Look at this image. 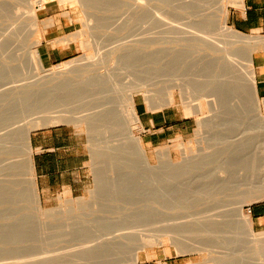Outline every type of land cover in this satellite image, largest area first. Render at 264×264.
<instances>
[{
    "label": "bare ground",
    "instance_id": "obj_1",
    "mask_svg": "<svg viewBox=\"0 0 264 264\" xmlns=\"http://www.w3.org/2000/svg\"><path fill=\"white\" fill-rule=\"evenodd\" d=\"M44 1L46 0H28L29 7L27 10V13H28L27 16H28L30 25H35V22L37 20V15H36L37 7H35L36 4L44 2ZM58 1L60 2L69 1V3H73V5L74 4L78 5L81 8L88 7L90 3L94 1L99 2V0H94V1L93 0H58ZM133 1H134L133 3H130L131 4L130 8L132 12L137 13V15L141 14V16H138V17H142L143 15L145 17L148 16L149 20L147 21L151 20L150 23H152L153 25L152 27H156L157 31L160 29L161 32L165 34L164 36L165 38H167L166 35L172 36L173 40H170L171 38H168L167 40H165V42L161 41V43H166V44L179 43L182 45L183 41L192 42V46H193L192 52L195 53V57H194L195 60L192 61V64L200 62V65H196V66L201 67V65H203L202 66L203 68L205 69L207 68L206 70L205 69L203 70V71H206V73L205 72L201 73L202 67L201 69L199 67L196 68V70L192 73L187 71L188 66L186 62L184 61V54L186 51L183 49H178L176 51H174L173 49H170L169 47L157 49V51L154 53L155 55L154 60H148V62H146L145 60L147 59H145V54L142 51L140 53L138 51H135V46L131 43L123 44L121 47L117 48L118 56H116V59L121 61V62L119 61L120 62L119 64L123 63V65L127 67H130V66L134 67L136 66V64H141L140 66L141 70H139L141 72H142V66H145L143 64H147V63L148 64L151 63L154 65L156 64V67L153 68V71L155 70L154 75L158 77L159 82H165V81L168 82L166 85L167 87L166 89L168 90V91L166 90L167 97H165L166 100L164 102L160 99L157 101V98L155 99V96H153L154 94H153L152 89H150L146 84L137 81L136 78L135 79L130 78V80L126 82L124 85L121 82H119V80H116L117 78H115L114 76H112L114 77V80L113 78H111V75L109 77L108 75L109 73L108 74L105 73L104 74L105 77H104L102 75L103 73L101 74L99 72H96V74H94L93 77L90 76L91 80L90 79L89 80L91 82L88 81L90 82L88 84H92L94 86L97 85L96 91L98 88H101L98 85L101 83L103 84L106 81L112 84V87L116 89H118L121 84L123 85V86L121 85V87H123L124 89V98H123V102L121 105L122 109L120 106L119 113L110 114L111 111L109 113V111L106 108H101V107L98 108V106H96L92 109H85L89 111H86L83 115H79L74 118L73 116L71 117L72 114L68 115L70 114V113H67L68 111H66L67 113L66 115L65 110H64L65 115H63L64 114L63 112L61 113L62 115L60 113L55 114V115H50L48 114L49 112L46 111L47 110L46 107L49 106V104H53L56 101L64 102V100L65 102L69 103V100H71L72 102L73 99H76V97L78 96L80 92L78 90V86H80L79 83L81 82V80H79L80 78L79 75L81 76L79 72L81 70L83 72L82 74L83 76L84 73H86L87 70H90L91 67L97 70L98 52L95 55H90V54L85 55L84 54L85 57L83 56V59L81 61L73 63L71 65L69 62L61 66L58 65L56 68L54 67L53 69L50 68V70L40 73L41 71H43V67H42L41 62L38 59V56H37L38 53L34 49V46L30 47L26 53V58L30 60V62L32 63L33 69L36 71V79L21 82V83H13L5 87L4 89L0 90V101L2 102L0 104V203H5V204L9 203L10 206L11 205L13 206V204L14 205L17 204L19 206V205H22L20 204L21 202L22 203L25 202L24 205L22 206L24 207L23 208L24 210H25V207L26 209L29 208L28 204H32L33 206L31 207H34V209L33 208H29V209L34 210V212L32 211L34 215L32 216L30 215L29 217L28 215L25 214L27 210L25 212L24 211L22 212L21 210L22 207L20 206L21 209L19 208L20 209L19 210L18 208H16L18 212L15 211V214L16 212L18 213V215L20 214V216L16 215V217L18 216L16 219V217L15 218L14 216L12 217V213L9 214L10 210L9 211L7 210L8 212H6L5 211L6 209H3L5 204H3V206L0 204L1 205L0 207L2 208V213H4L5 211V214L7 213L9 215V216L7 215V217L10 218V221L8 222L9 218L4 217L5 215L3 216L0 215V220H1V217L3 221L5 219H8L6 220L8 222V224L6 223L7 224L6 226L8 225L11 226L12 225L11 223H14L11 226V228H8V227L3 228V225L2 227H0V264H49L50 260H53V259L55 260L51 263L55 262L56 264V258H57V256L55 255L56 253L51 252L53 255L50 256V252H47V253L43 252L45 250L42 249L41 245L37 244L38 246L36 245L27 246L25 243V242H28L29 240L36 241V242L39 241L40 238L38 237L33 238V237H30V235L33 234L34 232L35 233L40 232L41 229H39V226L41 224L38 225V228L35 227L38 230L36 229L30 230L34 228V227L31 228L30 226H29L30 228H24L25 226L33 224V223L31 224L29 223L30 220L33 221L34 219L33 217H36L35 219H38V217L39 218L42 217V215L43 217L44 216L49 217L50 215L54 213L53 210H48V211L43 212L42 211L43 209L40 210L39 208V194L37 192L35 177H34V173L32 169L31 148L29 144L30 132L39 126L45 125L47 121L50 123L49 125H51V123L55 124V122L58 123V121L59 122L64 121V122H70V123L72 122L77 125H80L81 123H83V125L87 126V127L84 126L86 129L88 128L87 131H90V133H92L93 136H95V134H97L99 131L103 132L101 134L108 132L106 133V136H104V138L107 137L108 139L103 138L105 142L104 143L99 142L102 144L106 143L105 144L106 148L102 150L99 149L98 150L99 155H96V158H98V156H104V159H103L104 165L109 163L115 166L116 168V164L117 166L122 167L123 165H118V163H122L124 164V166L127 165L126 167L129 168L128 167L129 163H130L129 164L130 167L136 163L138 164V166L140 164L139 167H141L144 170V171H141V174L139 173L140 171L138 170V168L135 169V166L132 167L134 170L139 171L137 172L138 176H135L137 173L135 174L133 172V169L130 174L131 168L129 172L127 169V172H125V174L123 175L122 171L124 170V168L126 171V167H124L121 171V177H120L119 176L120 171L117 172L118 169L121 170L120 167L118 169H114L113 173L115 176L110 173L112 176V177L110 176V180L112 181L109 180L110 181L108 183L109 185L103 187L101 190H99V186L103 184L105 180L109 179L108 175L110 174L108 173L110 170L108 171L107 174L106 173L101 174L103 176L102 178H104L105 174H106L105 176L108 177V179H106L107 177L103 179L101 184H100V181H98L101 178L100 177L101 175L99 173L100 176H97L99 179L96 177L98 180H97V183H95L96 186L94 185L95 187L94 189H92L93 191H91L90 195L92 196L90 197H93L94 200L96 198L99 200V198L101 197V195H103V193L105 195L107 194L110 196L112 194L113 197L115 196L116 200H120V203H122V205L120 204L121 205L120 207L116 208V209L120 208V210H118L119 213L121 212V209L123 210L122 213L120 214L122 215L120 219H122L123 217L126 220L131 218L132 221L134 220V222L136 223V226H139L137 228H157L156 230L157 234L155 235L156 237L155 239L156 241H158L159 244L163 245L166 243V241H170L171 244H177V249L182 253L187 252V251L188 252L204 251L206 253V257L203 258V262L205 264H210V263L234 264L235 261H239V259L235 260L234 259L235 257L233 258V256L231 257L229 254H233V252L235 251H243L242 249L245 246H247L248 248L247 251H250V252L253 251L252 253L254 256L264 257V254L262 253L264 251L262 248V244L264 243V233H255L252 230L251 228L252 222H251L250 215L247 212H244L243 210L244 205L251 203L255 198L256 199L257 198L260 199V197L264 198V158H262L263 155H261V153L263 152V148H264L262 146L264 145L263 144L264 142L261 141L262 144L260 147H258L252 140L254 139L252 136H250L247 140L246 139L245 140L243 139L235 140L234 138L232 140V138H229L227 136V133H226L227 130H225L224 132L226 133L225 135L223 134L222 131L219 130L220 128H222V130L224 131V128H227L228 126H230L231 125L230 123H232L234 120V119L231 120L232 118L230 119V117L226 115L225 111H230L235 108L236 109L237 108L247 109V106H248L247 103L230 105L231 108L230 107L229 109L226 108L227 110L224 111L225 109L224 106L226 105L224 102V99H226L227 96H229L228 94L231 95L232 93H234V95L232 96L237 97L236 98L237 100L238 98H240L241 100H244L245 102H247L245 100L247 98L246 97L247 95L249 97L247 98L248 100L250 98L252 99L251 100L253 103L252 106H253V109L256 111L259 108L261 103H262V106L264 107V101L259 100V97L257 95L256 84H255V72H254V67H253V62H252L253 53L256 52L257 50H260L261 47H263L264 49V38L259 37V35L253 34V33H252L253 35L252 34L250 35L242 34L241 32L234 30L227 24L226 20H227V12H228V9H227L228 3L225 1H229V0H225L222 2L220 1L219 3L220 6H218L219 9L217 8L218 15L216 14L219 20L214 18V17L217 18V16L214 15L216 12L213 14L214 15L213 19L219 22L218 25H215L216 27L213 25L214 22L208 23V21H211V18L208 21H205V19H203L205 24L203 22L200 23L198 20L204 18V17L200 18V14L202 12L200 14H198V12H195L193 15H194V18L198 19L197 21L195 19V22H196L195 24L197 25L188 26V28L186 27L184 28L182 26H173L167 22L161 23L160 22L161 13L160 11L154 10V8L149 6L150 0H133ZM164 1L165 2L163 3H166V0ZM200 1H201L200 2L201 4L199 2H196V4L198 3V5L200 4L201 6H204L202 5L203 4L202 2L205 1L206 3L207 0H204V1L200 0ZM229 4L236 6V8H240L242 6V0H231ZM16 9L15 11H18ZM200 9L203 10L202 8ZM181 11L186 12L187 8L184 7L181 9ZM13 14H14L15 20H12V22L9 24L10 27L8 28L9 29L8 31L10 32L12 36L17 34L16 33V24H17L16 19L19 17L17 12ZM202 14L205 15V13H202ZM205 16H207L206 17V20H207L209 17L208 15H205ZM84 18L83 19L85 20V22L81 18L80 20L83 21L82 25L85 28L87 27L86 29H88L89 28L88 26L90 24L89 22L93 20L92 19L90 20L91 17H89L88 14L86 16L84 15ZM142 19L141 20L144 22L145 18L143 17ZM197 22H199L200 25ZM87 31L89 32V30ZM81 33L82 32H80V35ZM213 35H215L216 37H213ZM85 41L89 45H87ZM85 41L83 42L82 40L80 41L82 43L81 47H83L84 49L87 46L90 47L91 46L90 44L93 43L92 41H91L92 43L91 42L89 43L88 41L90 40H85ZM0 45L3 46L4 42L0 41ZM89 47H87V49ZM201 51H203L204 54L200 56L199 52ZM210 51L212 54L214 53L212 57L209 56ZM212 60L214 63H216L215 65L216 68L214 67L216 70L212 68V64H214L213 62L211 63ZM210 64H211L210 68L214 70L212 74L209 73L210 70L208 69ZM120 66L122 68V65ZM23 68L24 67H22V69ZM127 72L128 71H126V73ZM126 73L124 74V77L133 74V72L131 73L130 71L127 74ZM111 74L114 75V73H111ZM117 81L119 82L120 85L117 84L118 83ZM229 86H231L232 88ZM174 89L175 91L177 90L176 93H174ZM228 89L229 91L233 90L234 92L231 93L228 91ZM102 91L104 92L105 90H102ZM138 92H140L142 97L144 98L146 105H147L146 107L147 110L155 111L167 105L170 106V105L178 104L182 107L185 113L183 114L185 116H190V115L196 116V114L201 115L199 117L196 116L198 129L201 128L203 130L204 127L205 129L207 127L211 128L210 123L214 122L213 126L216 127V128L214 127L215 130L214 129H208V130H213V131L217 130V132L219 133L222 132L223 135L221 133L220 134L218 133V134L224 137L223 138L219 137V139L218 138L214 139L215 141L217 140L218 142L216 141L214 145L212 144L213 145V148L211 147L212 149L205 148L204 150H201L200 148H203L204 145L203 147L197 148L198 150L199 149L201 150L200 152L197 149L193 151L192 147H191L192 150L189 151L188 148L190 147L188 146L187 151H189L190 152L189 153L186 151V148L183 149L181 147V146H184V144L182 145L180 141L176 142L177 143L175 144L176 148L180 147L179 150L182 148L180 152H182L181 154H183L182 155L183 158L180 161L181 166L178 165L179 167L177 165L175 166L174 164H171L173 160L171 159V155H170L171 153L167 146L164 145V146H160L157 149L155 148L156 149L155 151H157L155 152L157 153L155 155H158L160 162H161L160 165L162 163L164 164L166 163L168 165L165 166L162 164L163 167H161L162 165L161 166L158 165V167L152 166L151 168L150 165H148L149 159L147 156L146 149L143 146V143L139 137V132H141L142 129L140 126L138 116L136 114V110H135L136 108L135 107L136 105L135 94L136 93L138 94ZM211 95L213 99L215 97L216 100L215 99L214 100L216 101V103H213L212 101L210 105L208 103V106H209L208 110L211 112L214 109L213 110L214 112L210 114L209 116L207 115V117H204L202 115H204L203 111H204L206 103L203 102L205 105L202 104L201 98L204 99L205 97L211 96ZM195 100H200V101L196 102ZM25 104H28V106L32 105V107H34L33 108L34 110L28 106H25L27 107V109L25 107L24 109L20 108ZM222 104L224 106H222ZM15 106L16 107L20 106L19 108L23 109L22 111L20 110V112L17 111L18 115L13 109V107ZM25 109L26 111H29V113H26ZM13 111L15 112L16 115L13 114L14 113ZM43 112H45L44 116L42 115ZM220 112L222 113V116L225 114L229 118L227 117L221 118L222 117L221 115H220L221 117L217 118ZM38 113L40 114L42 113L41 115L43 117L37 116L36 114ZM21 114L24 115L25 117L22 116ZM33 114H35L36 117L29 118V116H32ZM18 117H21L22 119H24V121H22L23 123L21 122V120L20 122L17 121V119H19ZM16 122L21 123V124H18V123L16 124ZM217 122H219V126H220L219 129H217V127H219L217 125ZM115 126L116 128H119L121 131V134L120 132L119 134L117 133L118 136L121 135L119 138L116 137V139L118 138V141L116 139L115 140L111 139L110 136L109 137L107 136V134L110 135L109 132L113 131L112 129H115ZM253 126L257 128H264V116H260V118H258L254 124L251 121L246 122L245 124L246 129H251L253 128ZM135 130L137 131V133H134ZM115 131H119V130L117 129V130H114L113 132ZM202 132L204 133L206 132V130ZM206 133L208 134L209 132H206ZM218 134H216L215 136L217 137ZM208 135H205V139H208V138L211 139L214 137L213 134H211L212 136L210 134ZM177 137L179 138V136ZM17 138H20L19 139L20 142L19 141L17 142ZM103 139L101 141H103ZM209 139L207 141H209ZM214 140L212 142H214ZM111 141L112 143L110 145ZM114 141H117V143L120 142V144L118 143L119 144V146H117L118 148H115L117 144L114 145L115 144V143L113 144ZM203 141H206V140H203ZM207 141H206V143H208L207 146L210 147L211 145L209 143L211 142H207ZM206 143L204 142L205 145ZM217 143L218 144L225 143L226 145L222 144V145H225L224 148H217L216 147V145H218ZM253 144H255L258 150L256 149V147L251 148ZM112 145H114V147H112ZM216 148L218 151L216 150ZM94 151L97 152L96 149ZM186 152L189 154H187ZM123 156H125V158L126 156L127 158L129 157V159L127 161H126L127 158L123 160L124 159ZM159 159H158V162H159ZM162 160L164 162H162ZM212 161H216L217 165L213 168H210V169L208 168L205 171H203L202 172L203 174L201 173L198 177V178H202V180L197 181V183H193L191 181L189 183L187 181V183L184 184V183H179L176 181L178 175L179 174L183 175V173L186 174L192 165L193 166L199 165L200 168L202 165H205V168H206V164L208 166V163H211ZM108 166H111V165H108ZM198 167L196 168V170L200 169ZM107 168L109 169L110 167H107ZM193 168L195 169V167H192V169L190 168V171L191 170L194 171ZM115 170L117 171L115 172ZM146 171L147 173H143ZM144 174L145 175L148 174V175L145 176ZM113 176L115 177V179L113 178ZM251 177H254V180H251L253 179ZM257 177H259V180H257L258 179ZM107 182L108 181H106L105 183ZM190 184H193V185L195 184V185L190 186ZM244 184H249V187L251 189L247 190L248 187L247 188L245 187L246 191L244 192H241L242 190L237 192V191H234L235 189H233V192L235 193L237 192L238 195L237 194L236 195L239 196V198L235 199V197L237 196H234V201L229 200L230 196L227 197L229 193L226 195L225 192L230 189L232 190V187L234 188L237 185L239 186V185H244ZM211 186L212 188L210 189ZM214 186L217 188L214 189ZM241 187H244V186H241ZM178 189H183L185 192L180 193ZM212 190H214V192H212ZM216 191L218 192V195H220L221 192H223L221 193V195L225 193L226 196L225 195L224 196L225 198L227 197L226 198L227 200L223 198L222 200L223 202H222L219 199L221 203H218L219 201L218 200L217 201L218 204L217 203L214 204L212 208H209L211 205L204 207L205 209L203 208L204 210L201 211L202 213H199V215L197 216H193L191 214H185L179 217H174V216L168 217L166 216V212L164 211L159 212V214H157L156 212L157 207L158 208L161 207L164 209H170L172 207H178L184 203H191V202L194 203L193 201L197 199L198 200L200 199L201 201V199L203 198L199 196H203L206 199L210 195L212 196L214 193L216 194ZM95 192H96V195L93 194ZM211 192L213 194H210ZM229 192L230 194L232 193L235 195V193L231 191ZM211 196H210V199L213 197ZM112 199L113 198H111V200L108 199L107 201L111 202ZM210 199L208 200L210 201ZM94 200L93 202H96ZM78 201L82 205L87 204V203H84L81 199ZM78 201H77V204H80ZM137 203H139L137 208L132 209V207ZM96 204L94 205L96 206ZM115 204L116 203H114V205ZM91 205H90V208H93V204ZM99 205L101 204L98 203L97 207ZM10 206L8 205V207L11 209L12 206L11 207ZM77 206L79 207L80 205H77ZM99 207L97 209L96 207L93 208L92 211L90 210L91 212H93L94 209H96L93 212V214L91 213L93 217L92 219H89V221L92 225H100L102 222L103 224L107 223L108 225L109 221L104 222L105 220L104 221L101 220L102 218L100 217L102 216L100 215V213L98 214ZM79 209H78L79 211L77 213L78 214L77 217L80 215L82 216V214L84 213L83 212L84 210L81 211L82 209L81 206ZM13 210L15 209L13 208L12 211ZM28 211L26 212L27 214H28ZM50 211L51 212L53 211V212L51 213ZM90 211L88 209L86 212L87 213L89 212V215H90ZM115 211L117 212V210ZM73 212L75 211L73 210ZM79 212H81V214ZM59 213L60 212H58V214ZM67 213L65 214V216L67 215ZM54 214L56 215V212ZM13 215H14V211H13ZM89 215L85 214L84 216H89ZM114 215H115V212H114ZM156 215L158 217H156ZM95 216L96 217L98 216V218H95ZM11 217L13 218L12 220H11ZM14 219H16V222L14 221ZM113 219H111L110 224H113L114 222H116V219H119V218H116L115 220ZM66 220L69 221L70 219L68 220L67 218ZM11 221H14V222H11ZM36 221L35 222L38 223V220ZM70 221L71 223L75 221L74 223L75 225H77L76 223L79 220L77 221L76 219L72 222V218H71ZM70 221L67 222L69 223L68 225H70ZM128 221H126V224L124 223V225L122 224L123 222H121V225L123 226V228H126V226L132 222V221L131 222L130 221L128 222ZM4 222H0V225L2 223L4 224ZM86 222L87 220L84 223ZM127 222L129 224H127ZM36 223L33 224V226L34 225L37 226ZM74 223L72 225H74ZM84 223L82 221L81 224L84 225ZM118 223L120 224V222ZM119 224L115 225L114 223L113 226L118 225L120 228L121 225ZM64 225H65V222H64ZM149 225H152L153 227ZM77 226H80V224H78ZM41 227L42 225L40 226V228ZM80 227L83 228L82 226ZM109 228H112L111 225L109 226ZM132 228H134V226H132ZM188 231H201L203 233L202 236L204 237H208V238L211 237V238H214L217 240H223V241L225 240L224 242L226 244H225L224 250L216 251L212 249V246L210 244H205V243L200 244L201 246L196 245V244L185 245L182 241H179L178 238L184 237L185 235L184 233ZM240 231H242L243 233H240ZM145 237L146 236L144 234L142 233L139 234L138 238L140 241L139 243L140 245H138L135 248V250L132 252L131 264H137V262L140 260L139 259L140 250L144 248V244H145L142 242L147 241ZM129 238L130 237L126 233H119L111 238L103 239L99 237V238H94L92 240H84V242H82L84 245L81 244L79 247V250L78 248L76 249L77 252L75 253V255L73 253L72 254L74 255V257L76 256L75 257L76 259L77 257L82 259L81 257L83 256L84 258L85 256H88V257L91 256V253L94 251H95L94 254H96L98 251H100V249H103L102 247L105 248L106 245L107 247H110L111 243L112 245H114V243L117 245L118 243L119 244L123 243L125 240H128ZM240 238L244 239L245 243L244 242L241 243ZM21 243H25V244H21ZM85 243L86 244L88 243V244L85 245ZM39 248L42 249L43 251H41ZM245 250L246 249L244 248V251ZM88 252L90 253V255L88 254ZM252 253H249L251 254L250 256H253ZM94 254H92V256ZM250 256L247 255V257H250ZM4 257H6L5 258L6 260L12 259L13 257H15L17 260L14 259L12 262L6 263V261L3 260ZM243 257H246V256H243ZM24 258L26 259L28 258V259L24 260ZM18 259H23V260H18ZM236 263L238 264V262Z\"/></svg>",
    "mask_w": 264,
    "mask_h": 264
},
{
    "label": "rangeland",
    "instance_id": "obj_2",
    "mask_svg": "<svg viewBox=\"0 0 264 264\" xmlns=\"http://www.w3.org/2000/svg\"><path fill=\"white\" fill-rule=\"evenodd\" d=\"M220 1L222 2L225 0H207L206 3H205V1L202 2L203 3L202 5H204V6H201L200 0H166V3H163V2H165L164 0H150L149 6L154 8V10L160 11V13H161V15H160L161 21L160 22L161 23L167 22L173 26H182L184 28L185 27L188 28V26L197 25V24H195L196 18H194V15H193L195 12H198V14H200L201 12L205 13V15H208V17H209L206 20L207 16H205L204 14L201 13L200 18L201 17H204V18L199 19V20L196 19V21L198 20L200 23L203 22L205 24L203 19H205V21H208L211 18V21H208V23L214 22V24H213L214 26L218 25L219 22H217L215 19H218V16H217L218 15V9H219L218 6H220V4H219ZM229 1L231 2V0H229ZM229 1H225L228 3V7H227L228 12H227L226 22L231 28H233L229 23V16H230V12L234 8H236V6L230 5ZM133 2H134L133 0H108V1L107 0L106 1L105 0H101V1L99 0V2L94 1V2L90 3V5L88 7L81 8L78 5H75V4L73 5V3H69V1L60 2L58 0H46L44 2L36 4L35 7H37V9H36L37 20L35 22V25H30L29 19L27 16L28 15L27 10L29 7L28 0H0V38H1L0 41L4 42L3 46L0 45L1 46L0 47V90L4 89L5 87H7L13 83H21V82L36 79V71L33 69L32 63L30 62V60L26 58V53H27L28 49L32 46H34V49L37 51V45H38V42L40 40V33L45 26L52 25L53 22H55L54 20H56V22H58V23H59V20H61V23L67 24L66 30L71 31V33L69 34L68 37L70 39H72V41L75 43L77 53L71 59L64 61V62H61L59 64H56V65H53L50 67H45L42 65L43 71H41L40 73H43L44 71L50 70V68L53 69L54 67L56 68L58 65L61 66L63 64L69 63V62L71 65L73 63L81 61L83 59L84 54L85 55L86 54L95 55V54H97V52H98V56H97L98 67H97V70H95L93 67H91L90 70H87L86 73H84V75H83L84 77L82 76L83 72L80 70L79 73L81 74V76L79 74L78 75L80 78L81 77L82 78L81 79L79 78V80H81V82L79 83L80 86H78V90L80 92H79L78 96L76 97V99H73L72 102H71V100H69V103L65 102V100H64L65 103L62 101H56L57 102V103L55 102L56 104L55 103L49 104V106L46 107L47 108L46 111L49 112L48 114H50V115H55V114H59V113L61 114L62 112L64 113V110H65V113H66V111H68L67 113H70L68 115L72 114L71 117L73 116V118H74L76 116L83 115L86 111H89V110H85V109H92L96 106H98V108H100V107L106 108L109 111V113L111 111L110 114L119 113V109H120V106L122 105L123 98H124V89H123V87H121V85L122 84L125 85V83L128 82L130 80V78H132V79L136 78L137 81L146 84L150 89H152L153 94H154L153 96H155V99L157 98V101L160 99L164 102L166 100L165 97H167L166 93L168 90L166 89L167 88L166 85L168 82H166V81L165 82H159L158 81V77H156L154 75L155 70L153 71V68L156 67V64L155 65L151 64V63L150 64H148V63L143 64L145 66H142V72L139 71V70H141L140 69L141 64H136V66H134V67L124 66L123 63L119 64L121 61L116 59V56H118L117 55L118 54V49H117L118 47H121L123 44H130V43L133 44L135 46V51H138L139 53L142 51L145 54V59H147V60H145L146 62H148V60H154V57H155L154 53L157 51V49L164 48V47H169L170 49H173L174 51H176L178 49H183L186 51L184 54V61L186 62L187 66H188L187 71L192 73L198 67L201 69V67L203 65H201V67L196 66V65H200V62L192 64V61L195 60L194 59L195 53L192 52V50H193L192 42H188V41L184 42L183 41L182 45L179 43H177V44L176 43H168V44L161 43V41L165 42V40H167L168 38H171L170 40H173L172 36L166 35L167 38H165L164 37L165 34L163 32H161L160 29L157 31L156 27H152L153 25H152V23H150L151 20L147 21V20H149L148 16L145 17L143 15L142 17H138V16H141V14L137 15V13L132 12V10L130 8V5H131L130 3H133ZM188 2H190V3H188ZM196 2H199L200 4L198 5V3L196 4ZM184 7L187 8L186 12L181 11V9ZM45 8H47V13L53 14V15H51L50 19H48L46 21L42 20V16H43V12L45 11ZM200 8H202L203 10H201ZM15 9L18 11H15ZM126 9H127V11H126ZM196 10H198V11H196ZM15 12H17V14L19 16L16 19V21H17L16 33L17 34L12 36L10 34V32L8 31L9 30L8 28L10 27L9 24L12 22V20H15V17L13 14ZM86 13L89 15V17H91L90 20L91 19L93 20V21H91L92 23L89 22L90 24L88 26L89 27L88 29H86L87 27L85 28L82 25V22L83 21L85 22L84 15L86 16L87 15ZM213 14L215 16H217V18L214 17ZM143 17L145 18L146 22L142 21V20H144V19H142ZM213 17L215 19H213ZM80 18L83 21H81ZM215 21L217 24L215 23ZM160 22H158V23H160ZM199 22H197V23L200 25ZM87 30H89V32ZM80 32H82L81 35H80ZM241 33L245 34V35H248V34L250 35L253 33V34L259 35V37L264 38V34L258 33L256 31L241 32ZM213 37H216V36L213 35ZM93 39H94V41H93ZM81 40H82V42L85 40H90L88 42L90 43L92 41L93 43L91 42L92 44H90L91 45L90 47L87 46V47H89L88 49H87V47L84 49L83 47H81V45H82V43L80 42ZM141 40H142V42H141ZM87 45H89V44L87 43ZM259 47H261V46H259ZM261 49H263V47H261ZM203 54H204L203 51L199 52L200 56ZM213 55H214V53L212 54L210 51L209 56L212 57ZM37 56L39 59V55H37ZM39 61H40V59H39ZM158 61H159V59H158ZM212 62H213V60L211 61V63ZM120 65H122V68ZM215 65H216V63L212 64L213 69L216 68ZM22 67H24V68L22 69ZM210 67H211V64L209 65L208 69L210 70L209 73L212 74L214 70ZM204 69L205 68L202 67L201 73L202 72L206 73V71H203ZM126 71H128V72L130 71L131 73L133 72V74L124 77V74L126 73ZM96 72H99L101 74L103 73L102 74L103 76L105 73L106 74L109 73L108 74L109 77L111 75V78H113V80H114V77L117 78L116 80H119V82H121L122 84L120 85L119 82L117 81L118 82L117 84L120 86L118 89H116V88L112 87V84H110L109 82L106 81L103 84L102 83L99 84L98 86L101 88H98L96 91L97 85L94 86L92 84H88L91 82L90 76L93 77V75L96 74ZM111 73H114V75ZM108 75H106V76H108ZM112 76H114V77H112ZM197 78H198V76H197ZM88 81H90V82H88ZM122 81H124V82H122ZM228 85H229V83H228ZM231 85H232V83H231ZM229 87H231V86H229ZM229 89H228V91H229ZM102 90H105V91L103 92ZM176 91L174 89V93H176ZM101 92H102V94H101ZM229 92L232 93L234 91L232 90ZM228 95L230 97L227 96V98L224 99V102L226 104L225 106L223 105L224 103L222 102L223 103L222 106L225 107L224 111L227 110L226 108H228V109H229V107L231 108L230 105H237L240 103L246 104L247 103L248 106H247V109L244 108L245 110L242 108H237V109L235 108V109H232L230 111H225L226 115L229 116L230 119L232 118L231 120H233V119L234 120L232 123H230L231 124L230 126H228L227 128H224V131L222 130V128H220L219 122H217V125L219 126V127H217V129L220 128L219 130L222 131L224 135L227 133V136L229 138H232V140H233V138L235 140H238V139H243V140L246 139L247 140L250 136H252L254 138V139H252L254 141V143L258 147H260L262 144L261 141L264 142V128H257V127L253 126V128H251V129H246L245 124H246V122H249V121L253 122V124H254L256 122V120L258 118H260V116H264V107L262 106V103L260 104L259 108L256 111L253 109V106H252L253 103L251 101L252 99L250 98L249 99L250 101H249L247 99V98H249L247 95H246L247 98L245 99L247 102H245L244 100H241L240 98H238V100H237L236 99L237 97L232 96V95H234V93H232L231 95L230 94H228ZM156 96H158V97H156ZM194 97H196V96H194ZM135 99H136L135 110H136V114H137L139 120L141 118L140 114L143 113L144 111H148V112H160V113H163L164 115L169 114L173 123L175 122L174 126H177V122L180 119H185V121L187 122L186 123L187 129H185L183 131L181 130L182 132H179L180 130L178 129V127H174L173 129H171L167 132L166 140L159 138L158 140H156V142H154L152 144H147L144 142V140H142V138H144L142 136L143 128L140 125L142 130H141V132H139V137L143 143V146L146 149L147 156L149 159L148 165H150L151 168H152V166L158 167V165L161 166L162 164L165 166L168 165L166 163L165 164L162 163L160 165V163H161L160 159H159L158 155H155V154H157V153H155V152H157L155 150L157 148H159L160 146L165 145L169 148L170 153H171L170 154L171 159L173 160L172 161L173 163L171 162V164H174L175 166L176 165L181 166L180 161L183 158L182 157L183 154H181L182 152H180V151L182 148L183 149L186 148V151H187V148L189 146L190 148L192 147L193 151H194L195 149H197L199 147H203V145H204L203 148H200L201 150H204L205 148L206 149L207 148L212 149L214 143L217 141V140L215 141L214 139H217V138L219 139V137H221V138L224 137V136L219 135L220 133L222 134V132L219 133V132H217V130L216 131L208 130V129H214L215 130L216 127L213 126L214 122H212V123H210L211 128L207 127L205 129V127H204V129L206 130V132H209L208 134H210V135L213 134V136L215 138L214 137L211 139L208 138L209 141H207L208 139H205V135H208V134L206 132H204V133L202 132V131H205L204 129L203 130L201 128H200L201 130L198 129L197 117H199L201 115L196 114L197 117L194 115L185 116L184 115L185 113H184L182 107L178 104L177 105H170V106L167 105L161 109L159 108L158 110L150 111V110H147L146 102H145V100L142 97L140 92H138V94L137 93L135 94ZM214 99H215V97H214ZM214 99H213L212 95L207 96L204 99L201 98L202 104L206 103V105L204 104L205 105V108L203 111L204 115H202V116L207 117V115L209 116L210 114H212L214 112L213 111L214 109L211 112L208 110L209 109L208 103H209V105L212 102L216 103V101H215L216 99L215 100ZM259 100L264 101V98L262 99L259 97ZM66 101H68V100H66ZM195 101L197 102L200 100H195ZM1 103L2 102L0 101V104ZM29 105H30V103H29ZM227 105H229V106H227ZM25 106H28V104H25L22 107H20V106L19 107L24 109ZM19 107H16V106L13 107V109L17 115H18L17 111L20 112V110L21 111L23 110V109H20ZM28 107H31L32 109L34 108V107H32V105L28 106ZM25 108L27 109V107H25ZM26 109H25V111H26ZM121 109H122V106H121ZM15 112L13 114H15ZM221 112L219 113V116H217V118L222 116ZM26 113H29V111H26ZM65 113L63 115H65ZM67 113H66V115H67ZM38 114H36V115L43 117L45 112H43V114L41 113L43 116L40 113H38ZM36 115L33 114L32 116H29V118L36 117ZM216 115H218V114H216ZM226 115L224 114L221 118L227 117ZM22 116H24V115H22ZM229 117H227V118H229ZM18 118H19V119H17L18 122H20V120H21V122L24 121V119H22L21 117H18ZM18 122H16V124ZM47 122L45 125L39 126L36 129L32 130L30 132V135L32 132L39 130V129H44V128L51 127V126L64 125V126H69V127L75 128L76 130H78L80 133H82L85 136L87 155H86L85 167L83 169L84 177L82 179V182L80 183L81 185L76 187L75 190L71 194L69 192H59V193H56L55 195H53L52 198H50L48 200L43 199L42 195L40 194L39 189L37 188V192L39 194V208H40V210L43 209L42 210L43 212L48 211V210H53L54 213L56 212V215L54 213H53L54 215L52 214L53 216L50 215L49 217L48 216L43 217V215H42V217H40L42 219H40L39 217H38V219H35L36 217H33L34 218V219L32 218L33 221L32 220H30L31 222L29 221L30 224L31 223L35 224L37 222L36 220H38V223H36L37 226H35V225L33 226V224H31V225L25 226L24 228L34 227L33 229H30V230H35V229L38 230L37 228H38V225H40V224L42 225V227L40 228L41 225L39 226V229H41L40 232L35 233L33 231L34 233L30 235V237H33V238H35V237L40 238L39 241H37L38 243L36 241L29 240L28 242H25L27 246H34V245L38 246L37 244H39V245H41L42 249L45 251L40 249L41 247L39 249L43 252H46V253L50 252V256L53 255L52 253H56L55 255L57 256V258H59V259L56 258V264H131L132 252L135 250V248L138 245H140L139 244L140 241H139L138 237H139V234L142 233L146 236L145 239L147 241L142 242L145 244H144V248L142 250H140V258H139L140 260L137 262V264H205L203 262V258L206 257V253L204 251H199V252H194V251L188 252L187 251V252L182 253L177 249V244H171L170 241H166V243L163 245L159 244L158 241H156V239H155L156 238L155 235L157 234V231H156L157 228H137L139 226H136V223L134 222V220L132 221L131 218H129L130 220L128 219L130 222L132 221L130 224L128 223L129 221L126 220L124 217L122 219H120L122 217V215H120V214L122 213L123 210L121 209V212L119 213L118 210H120V208L119 209H116V208L120 207L122 205V203H120V200H116L115 196H114L115 197V199H114L112 194L110 195L111 196L110 197L109 195L106 194L107 195L106 196L103 193V195H101L99 200L96 198L98 202L96 201V199L94 200L93 197H90V196H92V195H90L91 191H93L92 189H94V187L96 186L95 183H97V180L99 179L97 176H100L102 173L107 174L109 170L110 171L108 174L111 173L112 175H114L113 170L118 169L120 167L121 170L118 169V171L115 170V172L120 171L119 176L121 177L122 169L127 166V165L124 166V164H122V163H118V165H123V166L122 167L117 166V164H116V168H115V166H113L112 164H109L108 162H106L108 164L105 163L106 165H104V162H103L104 156H98V158H96V155H99L98 150L99 149L102 150V149L106 148L105 147L106 143L102 144L99 142H103V143L105 142L104 139H106L107 137L104 138V136H106V133H108V132L101 134L103 132L99 131L97 134H95V136H93L92 133H90V131H87L88 128L86 129L85 127H87V126L83 125V123H81L80 125H77V124L72 123V122L70 123V122H64V121L59 122L58 121V123L55 122V124L51 123V125H49L50 123L49 122L47 123ZM139 122H141V120ZM18 124H21V123H18ZM117 129L119 131H115L116 133L113 132L114 130H117ZM112 130L113 131L109 132L110 135L107 134L108 137L110 136L111 139L115 140L116 137L119 138L121 136V135L118 136L119 132L121 134V131L119 128H116V126H115V129H112ZM197 130H198V132L200 131L202 133H200V132L198 133ZM225 130H227L226 133H224ZM134 133H137V131L135 130ZM228 133H229V135H228ZM216 134H218L219 136L217 135V137H216L215 136ZM177 136H179L180 139ZM118 138L116 139L117 141H118ZM174 138L176 139V141ZM225 138H226V136H225ZM19 139L20 138H17V142L18 141L20 142ZM102 139H103V141H101ZM203 140H206L207 142H211V143H209L211 146L208 147L207 146L208 143H206V141H203ZM213 140H214V142H212ZM117 141L113 142V144L115 143L114 145L117 144L115 148H118L117 146H119V144H120V142H118L119 143L118 144ZM174 141H175V143H174ZM178 141H180L182 143V145L184 144L185 147L180 145L182 148L179 150L180 147H177L178 148L177 149L175 144H177L176 142H178ZM204 142L206 143V145L204 144ZM111 143H112V141L110 142V145H111ZM222 144H225V143L218 144V145H216V147L217 148H224V146L226 144L225 145H222ZM255 144H253V146H251V148H255L256 147ZM114 145H112V147H114ZM262 146L264 147V145H262ZM190 148H188L189 151L192 150V148L191 149ZM217 148H216V150H217ZM95 149L97 150V152L94 151ZM200 149L199 150L197 149V150L200 152L201 151ZM256 149H257V147H256ZM189 151H187V152H189ZM196 151H195V153H196ZM189 153H187V154H189ZM261 155H263L262 158H264V148H263V152L261 153ZM127 156H126V158H127ZM123 158H124L123 160L126 159L125 156H123ZM31 159H32V154H31ZM101 159H102V161H101ZM128 159H129V157L126 159V161ZM158 159H159V162H158ZM106 161H107V159H106ZM102 162H103V164H102ZM162 162H164V161L162 160ZM129 164H128L129 168L126 167V171H125V168L122 171L123 175L125 174V172H127V169L129 172L130 168H131V170H130V174H131L133 166H135V169L138 168V170L140 171L139 172L138 170L133 169V172L135 174L137 172H139L141 174V171H144L141 167H139L140 164L138 166L137 163H136L137 164L136 165V164H133V162H132L133 166H131V167L129 166ZM108 165H111L112 167L108 166ZM163 165L161 167H163ZM182 165H183V163H182ZM216 165H217L216 161H212L211 163H208V166L206 164V168H205V165H202L203 167L201 166V168L199 165H198L199 167L192 165L190 168L192 169V167H195V169L193 168L194 171H192V170L190 171V168H189V171H188L189 173L188 172L186 174L183 173V175L179 174L176 181L179 183H184V184H186L187 181L189 183H190V181L193 183H197V181L202 180V178H198V177L203 171H205L208 168L209 169L213 168ZM104 167H106V168H104ZM107 167H110V168L108 169ZM197 167L200 169L196 170ZM32 169H33V167H32ZM33 173H34V169H33ZM99 173H100V175H99ZM143 173H147V171L143 172ZM111 174L108 175L109 179L104 174H103L104 178H102L103 177L102 175L100 176L101 178L98 180V181H100V184L102 183L103 179H105L106 177H107L106 179H108V180H105V182L106 181H108V182L107 183L104 182L103 184H101L99 186V190H101L103 187L109 185L108 183L110 181H112V180H110ZM146 175H148V174H146ZM114 176H113V178L115 179ZM135 176H138V173ZM251 178H253L251 180H254V177H251ZM257 178H258L257 180H259V177H257ZM35 179H36V177H35ZM95 180H96V182H95ZM194 185L190 184V186H194ZM246 185H248V186H246ZM36 186H37V182H36ZM239 186L237 185L234 188L232 187V190L230 189V190H227L225 192L226 195L229 193L227 195V197L230 196L229 200L234 201V196L238 195L237 194L238 191L242 190L241 192H244V191H246L245 189L247 187H248L247 190L251 189L249 187V184H244V185H239ZM241 186H244V187H241ZM211 188H212V186L210 187V189ZM216 188L217 187L214 186V189H216ZM233 189H235L234 191H237V192L236 193L233 192ZM178 191L180 193L185 192L183 189H178ZM229 191L235 193V195L232 193L230 194ZM96 192L93 194L96 195ZM212 192H214V190H212ZM212 192L210 194H213ZM221 193H223V192H221ZM221 193H220V195H218V192L216 191L217 195L214 193L215 195L213 194L212 195L213 197L210 194H208L212 198L210 199V196L207 197L206 198L207 201L203 196H199V197L203 198V199H201L202 202L200 201V199L199 200L197 199V200L193 201L194 203H192V202L191 203H184L178 207H172L170 209H164L161 207L160 208L157 207L156 212H157V214H159V212L164 211V212H166V216H168V217H171V216L179 217V216H182L185 214H191L193 216H197V215H199V213H202L201 211H203L205 209L204 207L211 205L209 208H212V206H214V204H216L219 199L222 201L223 198L224 199L227 198V197L225 198V196H226L225 193L222 195H221ZM222 196H224V197H222ZM107 197H109V198H107ZM111 198H113L111 202L107 201L108 199L111 200ZM231 198H233V199H231ZM237 198H239V196L235 197V199H237ZM80 199L84 203H87V204H85L87 207L84 204H83L84 205V207H83V205L78 201ZM204 199H205V201H204ZM208 199H210V201ZM93 200L96 202H93ZM220 200L218 201V203H221ZM77 201L80 204H77ZM90 201H92L93 203ZM262 201H264V198L260 197V199L255 198L251 203L245 204L243 207L244 212H247L250 214V212H249L250 206H252L253 204L260 203ZM206 202L207 203L209 202V203L207 204ZM24 203L21 202L20 204H22V205H19V206L17 204H15V205L13 204V206L11 205L15 209V210H13L14 215H13V211H12L13 208L10 206L9 203H7V204L11 207V209L5 203H0V204L2 206H3V204H5L7 207L4 205L3 209H6L5 210L6 212H8L10 210L9 214L12 213V217L14 216V218H15L16 215H18V213H17L18 210L16 208L19 209L20 206L22 207L24 205ZM98 203L101 204V205H99L100 207L98 206L99 209L100 208L102 209V211H101V209L100 210L98 209V214L100 213V215L102 216V217H100V218H102L101 220L102 221L105 220L104 222L109 221L108 225L109 226L111 225L112 228H109L107 223L103 224V222L102 223L100 222L101 223L100 225H92L90 223L89 219H92V217H93L92 214L98 208L97 207ZM114 203H116V204L114 205ZM117 203H118V205H117ZM204 203H206V204H204ZM91 204H93V208L96 207V209H94L93 212H91L93 209V208H90ZM94 204H96V206ZM77 205H80L82 207L81 211L84 210L83 211L84 213L88 209H89V211L91 210L90 215H89V212L88 213L86 212L85 214H87L89 216H84L85 214L82 212L83 214L81 216L80 215L81 212H79L80 213L79 215L81 217L80 216L77 217V215H78L77 213L80 210L79 209L80 206L78 207ZM138 205H139V203L135 204L132 207V209L137 208ZM31 206H33V205L28 204L29 208L34 209V207H31ZM113 206L114 207L116 206V207L114 208ZM91 207H92V205H91ZM23 208L24 207H22V209L20 208L22 210V212L29 210L28 214L26 213L27 211L25 212V214L28 215L29 217H30V215L31 216L34 215L32 213V211L34 212V210L29 209V208L26 209V207L24 210ZM0 210H1L0 211L1 216L5 215L4 217L9 218V217H7L8 214L7 213L5 214V211H4V213H2V208ZM67 210H69V211H67ZM73 210L75 212H73ZM115 210H117V212ZM15 211H17L16 214H15ZM58 212H60V213L58 214ZM101 212H102V214H101ZM114 212H115V215L117 213L116 216L114 215ZM19 213H20V211H19ZM66 213H67V215L65 216ZM100 215H98V216H100ZM118 215H119V217H118ZM18 216H20V214ZM98 216L97 217L95 216V218H98ZM12 217H11V220L13 219ZM17 217H16V219H17ZM69 217L72 218V222L76 219H77V221L79 220L76 224L77 225L80 224V226H82L83 228L75 225V223H74L75 221L73 222L74 225H72L73 223H71V221H70L71 218H69ZM156 217H158V216L156 215ZM65 218L66 219L68 218V220L70 219L69 220L70 225H68L69 223H67V222H69V221H67ZM100 218H99V220H100ZM116 218H119V219H116ZM16 219H14L15 222H16ZM39 219L42 221H40ZM83 219H85V220H83ZM111 219H113V220L116 219V222H114L115 225L119 224L118 222H120L119 225H121V222H123L122 224L124 225V223L126 224V221H128L127 224H129V225H127V226L125 225L126 228H123V226L121 225L119 228L118 225L113 226L114 223L110 224ZM6 220H8V219H5L4 220L5 222H4L2 217H1L0 222H4L5 225L2 223L0 225V227H2V225H3V228L4 227L5 228H7V227L11 228V226L14 224L11 222H14V221L10 222L12 224L11 226H9V225L6 226L8 224V222L10 221V218H9L8 222ZM86 220H87V222L88 221L89 222L84 223ZM113 220H112V222H113ZM82 221H83L84 225L81 224ZM40 222H42V223H40ZM64 222H65V225H64ZM151 222H153V221H151ZM251 222H252L251 228L255 233H264V229H262L263 227L257 226L254 223L255 221L252 218H251ZM132 226H134V228H132ZM149 226H152V225H149ZM35 227H37V228H35ZM105 227H107V228H105ZM119 233H126L130 238L128 240H125L123 243H120V244L118 243L117 245L115 243H114V245H112V243H111L110 247H107V245H106L105 248L102 247L103 249H100V251H98L96 254H94L95 251L92 252L91 256H89V257L85 256V258H84V256H83V257H81L82 259H80L78 257L76 259L75 258L76 256L74 257L75 253L77 252L76 249L78 248V250H79L80 245L81 244L84 245L82 243V242H84V240H92L94 238H99V237L106 239V238L114 237L115 235H117ZM240 233H243V232L240 231ZM184 234H185L184 237H180V238H178V240L182 241L185 245H189V244L200 245L202 243H205V244H210L212 246V249H214L216 251H223L225 244H226L224 242L225 240L224 241L223 240H217V239H214L211 237L208 238V237L202 236L203 233L201 231H188ZM240 239H241V243L244 242V239H242V238H240ZM25 243H21V244H25ZM87 244L85 243V245H87ZM108 245H110V244H108ZM243 245H245V244H243ZM244 248L246 249L245 251H244ZM244 248L242 249L243 251H235V252H233V254H229L231 257L233 256V258L235 257L234 258L235 260L239 259V261L241 262L240 263L239 261H235L234 264H237L236 262H238V264H243V263L244 264H264V257L254 256L252 253L253 251H251V252L247 251L248 250L247 246H245ZM262 248L264 250V243L262 244ZM249 253H252L253 256H250L251 254H249ZM262 253L264 254V251ZM88 254L90 255L89 252H88ZM92 254H94V255L92 256ZM46 255H48V254H46ZM247 255L250 257H247ZM241 256L242 257L246 256V257L242 258ZM5 258L6 257H4L3 260L6 261V263H10L14 259L17 260L15 257H13L12 259H7V260ZM27 259L24 258V260H27ZM18 260H23V259H18ZM54 260L55 259L50 260L49 264H55V262L51 263ZM57 261L60 263H58ZM210 264H213V263H210Z\"/></svg>",
    "mask_w": 264,
    "mask_h": 264
},
{
    "label": "crops",
    "instance_id": "obj_3",
    "mask_svg": "<svg viewBox=\"0 0 264 264\" xmlns=\"http://www.w3.org/2000/svg\"><path fill=\"white\" fill-rule=\"evenodd\" d=\"M51 15L45 8L42 20L50 19ZM54 21L42 29L37 45L40 62L45 67L67 61L77 53L75 43L68 37L71 31L66 30L67 24L61 20L59 23ZM229 23L239 32L264 34V0H242V6L230 12ZM252 62L257 95L263 99L264 50L254 52ZM140 115L142 140L147 144L159 138L166 140L167 132L174 127H178L179 132L187 129L185 119L178 120L174 126L169 114L144 111ZM29 144L36 187L43 199L48 200L59 192L71 194L81 185L87 155L86 139L82 133L69 126H51L32 132ZM249 212L254 223L264 229V201L250 206Z\"/></svg>",
    "mask_w": 264,
    "mask_h": 264
}]
</instances>
